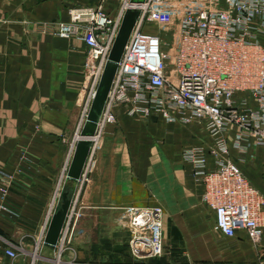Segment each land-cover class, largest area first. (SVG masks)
I'll return each instance as SVG.
<instances>
[{
    "label": "crops",
    "instance_id": "1",
    "mask_svg": "<svg viewBox=\"0 0 264 264\" xmlns=\"http://www.w3.org/2000/svg\"><path fill=\"white\" fill-rule=\"evenodd\" d=\"M92 1L0 0V169L12 175L8 184L0 176V204L8 208L0 213V263L14 247L16 264H31L58 186L74 189L67 172L85 99L86 47L59 36L58 22ZM115 110L117 121L98 131L87 160L81 215L61 264L260 263L264 237L258 248L243 231L217 230L204 186L184 160L186 149L210 145L206 131L132 113L129 104ZM263 165L258 153L249 178L264 193ZM148 205L164 210V253L137 261L123 208Z\"/></svg>",
    "mask_w": 264,
    "mask_h": 264
},
{
    "label": "built area",
    "instance_id": "2",
    "mask_svg": "<svg viewBox=\"0 0 264 264\" xmlns=\"http://www.w3.org/2000/svg\"><path fill=\"white\" fill-rule=\"evenodd\" d=\"M132 5L140 9V15L118 64L92 148L98 131L117 121L115 108L120 104H129L132 113L144 117L158 115L166 122L200 125L211 138L210 145L186 149L183 156L204 186L202 200L215 212V227L227 237L243 231L259 246L264 237V193L246 176L243 166L255 162L258 153L264 162V0H208L205 7L174 9V18L162 9L154 14L159 31L169 26L164 34L170 41L162 32L145 31L153 0H124L114 16L104 11L102 3L69 8L68 19L58 22V35L78 38L86 47L81 124H85L124 14ZM84 169L73 190L53 264H61L77 229L81 192L89 179ZM0 176L6 182L12 179L2 169ZM6 192L2 188L3 197ZM62 192L58 186L36 237L31 264L41 258L36 251L43 247ZM4 210L8 208L1 203L0 213ZM123 212L135 259L162 256L163 208L127 206ZM4 252L10 261L0 264H16V249L6 247Z\"/></svg>",
    "mask_w": 264,
    "mask_h": 264
},
{
    "label": "water",
    "instance_id": "3",
    "mask_svg": "<svg viewBox=\"0 0 264 264\" xmlns=\"http://www.w3.org/2000/svg\"><path fill=\"white\" fill-rule=\"evenodd\" d=\"M138 1L142 0H131L132 3ZM139 15L140 9L138 8H128L124 14L119 32L113 43L103 75L82 128L81 138L76 143L67 172V180L73 183V188L76 187L91 152L93 144L92 137L96 134L98 123L102 117L118 69V64L123 56ZM73 190L71 192L63 190L61 194V198L50 220L43 248L40 252L41 258H39L37 264H53L54 250L69 212Z\"/></svg>",
    "mask_w": 264,
    "mask_h": 264
},
{
    "label": "rangeland",
    "instance_id": "4",
    "mask_svg": "<svg viewBox=\"0 0 264 264\" xmlns=\"http://www.w3.org/2000/svg\"><path fill=\"white\" fill-rule=\"evenodd\" d=\"M123 1L124 0H96L95 4L102 3L103 9L106 13L116 15L117 11L120 8V6L122 5ZM153 1H154V5H153L152 10H150V12L148 13L149 14V20L146 21L147 25L145 26V31L152 32L155 34H161L160 32H162L163 34H161V35L164 36L165 35L164 33L169 31V26H166V27L162 26L164 30L162 29V31L161 30L159 31V29H160L159 28V18L154 13L163 12L162 9H164L165 10L164 12H168L170 14V16L172 18H174V14H175L174 9L178 8L180 12H183L184 9H186V8L195 9V8L205 7L207 5L208 0H186V2L184 4L180 3L182 0H153ZM150 9H151V7H150ZM165 38H167L169 41L171 40L170 36L168 37L165 35ZM168 48L169 47L167 46L166 49L168 50ZM84 101H85V99H84ZM83 107H84V102H83ZM83 107H82V109H83ZM82 114H83V111H82ZM81 118H82V115L80 117V122H79L78 128H77L78 129L77 132H78L79 136L76 137L74 140L75 145H76L77 141L81 138V131H82V128L84 126V124H81ZM77 132H76V135H77ZM263 164H264V162H263ZM251 165H252V162H247L243 166L244 173L246 174V176L248 178H249V176L251 177L254 173L251 171ZM263 167H264V165H263ZM148 206H150V205H148ZM255 246L259 248L258 245H255ZM39 249L40 248H38V250L36 251V257L39 255V251H40ZM261 249H262V252L264 253V247H261ZM263 259H264V255L261 256L260 261ZM258 264H260V263H258Z\"/></svg>",
    "mask_w": 264,
    "mask_h": 264
},
{
    "label": "trees",
    "instance_id": "5",
    "mask_svg": "<svg viewBox=\"0 0 264 264\" xmlns=\"http://www.w3.org/2000/svg\"><path fill=\"white\" fill-rule=\"evenodd\" d=\"M89 4H95V3H94V1H92ZM65 190L68 191V192H71V189L68 186L65 187Z\"/></svg>",
    "mask_w": 264,
    "mask_h": 264
},
{
    "label": "bare ground",
    "instance_id": "6",
    "mask_svg": "<svg viewBox=\"0 0 264 264\" xmlns=\"http://www.w3.org/2000/svg\"><path fill=\"white\" fill-rule=\"evenodd\" d=\"M134 6L132 5L131 8H133ZM137 6H135L134 8H136ZM76 146V145H75ZM75 150V149H74ZM92 150V149H91ZM91 153V152H90Z\"/></svg>",
    "mask_w": 264,
    "mask_h": 264
}]
</instances>
